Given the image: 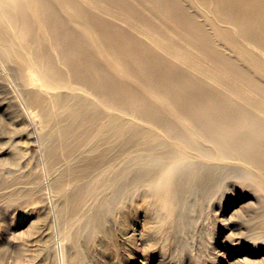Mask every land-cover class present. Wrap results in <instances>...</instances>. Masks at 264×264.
<instances>
[{
	"label": "bare ground",
	"instance_id": "6f19581e",
	"mask_svg": "<svg viewBox=\"0 0 264 264\" xmlns=\"http://www.w3.org/2000/svg\"><path fill=\"white\" fill-rule=\"evenodd\" d=\"M20 50L11 76L52 83L53 118L22 94L49 167L71 158L56 185L102 180L94 227L135 197L184 223L218 178L264 192V0H0V56Z\"/></svg>",
	"mask_w": 264,
	"mask_h": 264
},
{
	"label": "rangeland",
	"instance_id": "374dc122",
	"mask_svg": "<svg viewBox=\"0 0 264 264\" xmlns=\"http://www.w3.org/2000/svg\"><path fill=\"white\" fill-rule=\"evenodd\" d=\"M20 53L8 63L0 56V264H264V192L241 189L230 177L209 182V194L199 190L193 207L183 206L184 223L156 220L135 197L94 227L93 213L108 210L99 205L102 180L90 194L68 179L56 185L71 158L61 155L49 167L42 139L49 128L40 106L22 94L37 88L53 118L52 83L31 77L25 87L12 77L14 67L31 71Z\"/></svg>",
	"mask_w": 264,
	"mask_h": 264
}]
</instances>
